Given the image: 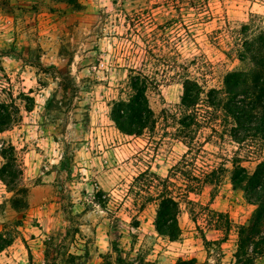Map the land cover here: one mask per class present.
<instances>
[{
	"label": "rangeland",
	"instance_id": "obj_1",
	"mask_svg": "<svg viewBox=\"0 0 264 264\" xmlns=\"http://www.w3.org/2000/svg\"><path fill=\"white\" fill-rule=\"evenodd\" d=\"M261 31L264 0H0V69L14 96L35 99L0 134V149L17 148L30 188L28 207L17 211L0 180V232L18 231L0 264H233L237 227L256 206L229 172L204 177L230 169L237 156L253 171L264 143L240 147L218 126L220 114L187 144L182 82L222 89L227 73L252 69L240 54ZM131 70L154 80L148 97L157 123L140 137L124 135L110 117ZM161 180L180 201L176 241L154 228ZM217 213L229 217L227 235ZM253 264H264V252Z\"/></svg>",
	"mask_w": 264,
	"mask_h": 264
},
{
	"label": "trees",
	"instance_id": "obj_2",
	"mask_svg": "<svg viewBox=\"0 0 264 264\" xmlns=\"http://www.w3.org/2000/svg\"><path fill=\"white\" fill-rule=\"evenodd\" d=\"M55 1L72 6H78L80 2V0ZM248 58L253 64L252 69L227 73L223 80V88L220 90L210 89L206 93L196 80L188 77L183 80L181 107L185 113L179 119V124L181 133L188 140L187 144L191 142V134L200 128L202 123L206 120L218 123L220 114H222V123L218 126L222 127V130L228 133L240 147L256 141L264 143V31H261L256 38L243 43L240 60L245 61ZM129 82L126 97L111 102L110 117L121 133L140 137L146 131H152L157 123L148 97L154 80L143 71L131 70ZM34 106L35 99L29 94L20 93L14 96L10 79L4 70L0 69V134L20 123L23 119L22 111L30 112ZM202 107H205L208 117L200 112ZM188 149L191 151L192 146L188 145ZM0 156L2 158L0 180L10 192L15 193L14 208L17 211L26 209L30 188L21 183L24 165L17 148L12 143L3 142ZM219 170L229 172L233 188L242 190L246 198L256 206L249 223L237 227L238 243L233 263L253 264L264 252V161L259 162L251 171L242 165L240 157H234L230 169L223 166L214 169L205 175L203 182H213ZM200 180L198 178L197 182ZM169 183L168 180L157 181L156 186L160 191L155 199L157 210L154 228L159 235L176 241L182 234L179 224L181 207L180 201L171 195ZM188 188L187 192H193L191 191L193 187L188 185ZM217 217L221 220L226 219L227 225L223 232L227 235L231 229L229 217L223 213H217ZM21 225L22 222L18 221L16 226L19 228ZM16 234L0 232V252L13 245ZM195 262V260H180L177 264H195Z\"/></svg>",
	"mask_w": 264,
	"mask_h": 264
}]
</instances>
